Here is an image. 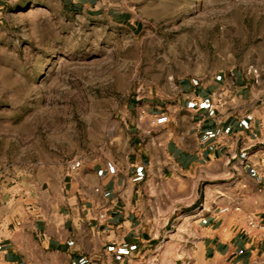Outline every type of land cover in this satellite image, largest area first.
Segmentation results:
<instances>
[{"label":"crops","instance_id":"obj_1","mask_svg":"<svg viewBox=\"0 0 264 264\" xmlns=\"http://www.w3.org/2000/svg\"><path fill=\"white\" fill-rule=\"evenodd\" d=\"M59 1L114 13L106 0ZM35 2L0 0V19ZM127 109L117 154L63 174L0 243V264H264V69L182 76Z\"/></svg>","mask_w":264,"mask_h":264},{"label":"rangeland","instance_id":"obj_2","mask_svg":"<svg viewBox=\"0 0 264 264\" xmlns=\"http://www.w3.org/2000/svg\"><path fill=\"white\" fill-rule=\"evenodd\" d=\"M0 19V243L81 158L115 156L133 97L186 75L264 69V0H59Z\"/></svg>","mask_w":264,"mask_h":264},{"label":"built area","instance_id":"obj_3","mask_svg":"<svg viewBox=\"0 0 264 264\" xmlns=\"http://www.w3.org/2000/svg\"><path fill=\"white\" fill-rule=\"evenodd\" d=\"M253 72H255L256 70H252ZM219 101H222V99H220ZM167 116L165 115V114H161L157 119H156V122L158 123V124H163V123H166L167 122ZM80 165V161H76V162H74L73 163V167L74 168H76L77 166H79ZM225 210H227V208H225ZM264 213V212H263ZM250 225H251V227H255V226H257V223L255 222V220L254 219H252L251 221H250ZM263 226H264V223L262 224Z\"/></svg>","mask_w":264,"mask_h":264}]
</instances>
